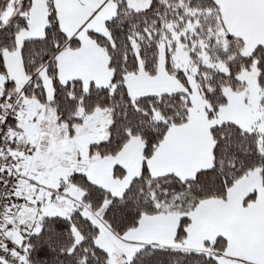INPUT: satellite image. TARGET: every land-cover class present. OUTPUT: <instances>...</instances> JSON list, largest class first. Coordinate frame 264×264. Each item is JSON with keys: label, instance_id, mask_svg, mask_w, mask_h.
<instances>
[{"label": "snow or ice", "instance_id": "obj_1", "mask_svg": "<svg viewBox=\"0 0 264 264\" xmlns=\"http://www.w3.org/2000/svg\"><path fill=\"white\" fill-rule=\"evenodd\" d=\"M0 264H264V0H0Z\"/></svg>", "mask_w": 264, "mask_h": 264}]
</instances>
